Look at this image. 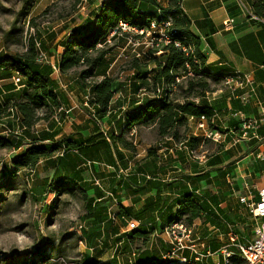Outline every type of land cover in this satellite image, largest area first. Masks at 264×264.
Segmentation results:
<instances>
[{
	"label": "crops",
	"instance_id": "obj_1",
	"mask_svg": "<svg viewBox=\"0 0 264 264\" xmlns=\"http://www.w3.org/2000/svg\"><path fill=\"white\" fill-rule=\"evenodd\" d=\"M41 1L36 0V5ZM101 1L91 0L85 7L86 11L97 9ZM159 1L167 3V0ZM243 2L251 7V0ZM181 6L189 34L196 39L205 60L204 69L209 85L201 96L189 97V100L191 98L198 105L211 110L208 125L226 132V138L220 142L203 138L196 129L198 116L190 115L187 116V129L182 141L195 138L193 149L172 137L158 138L154 127L148 126L142 128L152 131L154 141L150 144L142 146L134 142L133 138L142 128L137 129L134 136L128 133L135 152L120 145L114 148L110 144L107 150H101L92 157V163L81 164L74 154H69L75 161L74 168L68 174L65 170L57 169L60 176L69 178L80 189L77 200L83 213L78 229L81 240H93L94 245L88 249H96V254L99 250V254L108 252L110 257L116 253V257H121L122 264L124 260L126 264L135 262L139 255L137 247L146 248L158 257L168 251L170 239L164 233L163 225L177 219L180 203L185 195L192 193L202 205L203 213L190 225L191 236L203 242L199 250L213 252L200 264H223L218 250L228 242L232 233L242 241L254 238L257 219L252 216L248 204L258 200V190L264 187V21L249 16L236 0H182ZM86 13L75 16L72 27L82 30L86 26ZM228 19H232V25L225 28L224 22ZM42 42L49 59L47 64L52 70V65L55 66L51 78L60 93L61 107L55 110L51 118L53 127L41 120L34 129L54 132L52 140L66 135L83 140L94 137L98 129L92 123L91 109L86 106L88 88L81 86L76 71L59 72L57 60L63 47L58 45L56 34L55 39H49L46 34ZM111 55L109 53L106 57L109 62L105 74L114 75L116 91L109 114L106 113L99 128L119 134L126 123L124 110L133 109L143 97L150 98L153 93L144 89L134 93L133 71L125 69L124 64L117 75L115 70L121 64H116V59L111 61ZM230 68L252 77L254 91L248 100L241 99L246 89L238 88L234 92L223 86L221 76ZM185 71L180 76V83L189 77ZM11 77L0 80V102L8 94L9 84H13ZM11 90L17 92L21 87L17 85ZM7 111L11 113L9 108ZM57 112H60V121H57ZM246 120L257 121L255 131L262 139H239L241 124ZM9 123H12L14 133H21L11 114H5L0 115L1 136L7 134ZM93 140L95 142L97 137ZM157 144H161V149L156 150V155H149L148 148ZM26 146L22 145L19 150ZM5 161L10 164L11 159ZM44 163L37 165L38 171L41 166L44 168ZM49 172L50 177L52 174ZM96 183H100L101 187ZM104 191L114 192L127 209L129 217L109 215V210H116V205H111ZM242 197L245 201L240 200ZM130 221L137 223L135 229L128 227ZM137 230L149 233L144 236L134 234ZM184 254L193 258L189 250H185Z\"/></svg>",
	"mask_w": 264,
	"mask_h": 264
},
{
	"label": "trees",
	"instance_id": "obj_2",
	"mask_svg": "<svg viewBox=\"0 0 264 264\" xmlns=\"http://www.w3.org/2000/svg\"><path fill=\"white\" fill-rule=\"evenodd\" d=\"M28 1L32 0L24 1L22 17L29 16L34 6L33 2L30 4ZM67 1V8L60 10L56 19L69 18V21H73L74 15L79 16L82 8L86 9L85 7L91 0ZM181 3L182 0H167V3L157 0H103L97 9L87 12L86 26L82 30L69 27L67 36L58 41V45L63 47L57 60L59 72L64 74L76 71L81 86L88 88L86 106L91 109L90 117L98 132L94 137L90 136L84 140L74 138L72 135L52 140L54 132L34 129L41 120L46 121L49 127H53L51 118L61 107L60 93L51 78L53 71L51 66L37 60L39 51L46 52L42 42L43 32L38 30L34 32V35H30L22 52L7 53L5 50H1L0 80L10 78L15 71H18L21 75L19 83L21 90L17 92L11 90L17 85L9 84L11 87L8 94L0 102V115L11 114L21 128V133H14L13 125L9 123L7 134L0 135V149L16 151L10 156V164H5L0 168V177L14 176L22 172L32 182L30 192L36 197L49 193L59 196L64 193L72 198H77L80 189L69 178L58 174V170H65V173L68 174L74 168L75 161L69 154H74L77 161L85 164L86 162L92 163V157L101 150H107L110 144L114 148L116 145H120L135 152L134 143L128 133L130 134L133 128L137 131V129L148 126L154 127L158 138L172 137L193 149L192 143L196 142L195 138H190L189 141H186L187 143L182 141L183 134L187 129V116L204 115L209 119L212 112L209 108L200 106L195 100H191V98L201 96L203 91L209 88V85L204 69L205 60L199 52L196 39L189 34ZM251 3L249 9L252 15L264 21V0H251ZM54 4L56 3L53 2L42 9L40 15H46ZM157 9L161 11V14L157 13ZM159 16L163 19H171V28L175 29L173 40H178L186 47L191 46L192 51L186 54L180 47L169 43L160 44L158 49H146L138 57L130 53L124 54L125 69L133 71V92L136 93L144 89L152 92L153 95L150 98L143 97L133 109L124 110L123 117L126 118V123L119 134L108 133L99 128V125L104 122V116L109 111L111 100L116 91L114 75L105 74V68L109 62L106 59L107 55L111 53L112 58L109 59L111 61L115 59V53L112 51L115 43L112 46L102 44L101 47H98L97 44L102 43L120 22L130 26L143 27L148 25L151 19ZM35 17L30 16L28 19L31 26L35 25ZM47 37L55 39V34L48 32ZM112 39L119 40L120 44L117 42L116 45H123L125 42L123 37L113 36ZM186 65H189L192 76L186 77L185 82L177 83L174 77L181 76L186 70ZM231 69L224 71L221 80ZM158 91H161L160 95ZM189 97H191L190 100ZM136 102L134 101V103ZM7 108L11 113L7 111ZM59 113H56L57 121H60L61 118ZM96 137L97 140L92 142ZM46 140L49 142L43 143ZM22 145L28 146L19 150ZM161 147V144L150 146L148 154L156 155V150ZM41 162H45L43 168L45 172L51 171L50 177L48 173L41 176L37 170V165ZM120 172L124 177L126 176L124 172ZM92 182L95 183V180ZM95 185L101 187L100 183ZM104 193L106 197L110 198L111 205H116V210H109L113 217L119 214L122 217H129L127 209L122 206L121 200L115 196L114 192L104 191ZM193 195V193L185 195L183 202L180 203L177 219L166 222L163 228L174 221L190 226L195 218L202 215L203 207ZM148 233L149 231H134V234L142 236ZM83 242L91 247L94 243L93 240H83ZM44 243L42 246L36 247L32 253L30 252L32 263L36 257L42 262L48 259L46 248L50 243L47 241ZM141 248L137 247L139 255L133 264H168L161 258L162 256L158 257L150 250ZM12 258L5 257V260H9L5 264L12 262L16 264ZM22 261H26V259ZM227 262L246 264L236 253L229 257Z\"/></svg>",
	"mask_w": 264,
	"mask_h": 264
},
{
	"label": "rangeland",
	"instance_id": "obj_3",
	"mask_svg": "<svg viewBox=\"0 0 264 264\" xmlns=\"http://www.w3.org/2000/svg\"><path fill=\"white\" fill-rule=\"evenodd\" d=\"M24 1L0 0V51H24L27 39L38 30L44 36L48 32H54L56 40L59 41L67 36L69 27H72L69 18L56 19L60 10L67 8V0H42L38 6L35 0L28 1L30 4L33 2L34 6L29 16L22 17ZM53 2L56 4L50 7V11L46 15H40L42 9ZM86 12V9H82L80 13ZM30 16H36L33 26L28 23ZM74 16L77 17L76 14ZM117 42L119 40H112L109 45L115 43L114 58L117 60L116 64H121L115 73L119 75L124 67L123 55L130 51L128 46L124 48L125 43L118 46ZM133 139L143 146L152 143L154 135L150 129L142 128ZM12 154L11 150L0 149V168ZM39 172L41 176L50 174L42 166ZM31 185L30 179L22 172L14 176L0 177V264L9 261L5 257H13L16 264H122L121 257H116V253L110 257L108 252L99 254V250L96 254V249H88L90 245L86 246L81 240L76 226L83 219V213L77 198H71L64 193L59 196L49 193L36 197L30 192ZM46 241L50 243L46 248L48 259L42 262L36 257L32 263L30 252ZM106 247L109 248L108 245ZM24 259L26 261H22ZM126 263L124 260L123 264Z\"/></svg>",
	"mask_w": 264,
	"mask_h": 264
},
{
	"label": "built area",
	"instance_id": "obj_4",
	"mask_svg": "<svg viewBox=\"0 0 264 264\" xmlns=\"http://www.w3.org/2000/svg\"><path fill=\"white\" fill-rule=\"evenodd\" d=\"M159 1V0H157ZM238 1L239 6L247 12L252 18L249 7L245 5L243 0ZM157 13L161 14V11L157 9ZM232 25V19H228L224 22L225 28H230ZM175 29L171 28V19H163L161 16L153 18L148 22V25L143 27L130 26L124 22H120L118 27H115L106 37L102 43H98L97 46L101 47L102 44H110L113 36L123 37L125 39L124 48L128 46L130 54L135 56H141L146 49H158L160 44H175V47H180L184 53L192 51L191 46L186 47L182 45L178 40H173V33ZM37 60L39 62L48 63V56L44 51H39ZM55 69V66L53 67ZM185 75L191 74L189 65H186ZM12 82L15 85H19L21 81V75L18 71H15L11 77ZM176 82H179L181 77H174ZM222 84L230 91H236L238 88L246 89V93L242 94L241 99L243 101L248 100L251 93L254 91V85L252 77L249 74L241 73L236 69H231L223 78ZM198 122L196 123V129L200 132L203 138L211 139L214 142L222 141L226 135V132L220 131L215 128H211L208 125L207 118L204 115L198 116ZM256 120H246L241 124L239 139L256 138L262 139L255 131L257 127ZM136 129L133 128L130 135L134 136ZM241 201H245V198H240ZM249 210L252 216L257 219L254 227V238L252 240H238L235 234H230L229 240L226 244L221 246L218 250L220 255L223 257V264H226L228 258L234 253L238 254L246 264H264V187L258 190V200L250 202L248 204ZM111 217L112 214L109 213ZM137 223L130 221L128 227L130 229L135 228ZM77 229L81 227L78 224ZM192 227L187 226L178 221L169 223L163 228L164 233L170 239V248L168 251H164L161 254V258L168 264L173 263H193L200 262L205 257L211 256L213 252L206 251L202 252L197 246L202 247L203 242L192 238ZM185 250H189L193 258L187 257L184 254Z\"/></svg>",
	"mask_w": 264,
	"mask_h": 264
}]
</instances>
